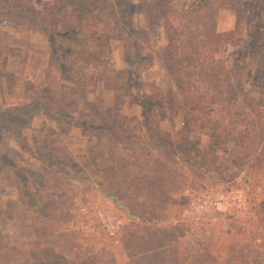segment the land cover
I'll use <instances>...</instances> for the list:
<instances>
[{
    "label": "trees",
    "instance_id": "trees-1",
    "mask_svg": "<svg viewBox=\"0 0 264 264\" xmlns=\"http://www.w3.org/2000/svg\"><path fill=\"white\" fill-rule=\"evenodd\" d=\"M66 1L71 6L55 0L39 12L34 0H0V24L10 19L26 26L40 25L45 31L49 63L59 74L51 77L48 69L31 105L0 110V184L8 177L14 180L18 197L11 209L16 222L23 233L37 234L26 243L29 259L18 263L8 262L7 248L0 238V264H264V116L260 105H251L255 100L245 96L242 127L238 128L232 111V80L228 69L216 61L223 46L240 30L239 21L234 29L220 31L208 26V20L205 31L196 33L186 19L189 12L175 8L170 0H146L144 4L145 29L138 44L148 46V32L165 25L163 60L179 96L173 108L209 130L210 143L201 144L186 127L170 133L145 116L144 124H138L123 114V100L130 91L116 84L130 78V72L112 66L109 49L114 31L128 26L122 23L132 18L122 0ZM253 3L261 12L260 5ZM59 23L65 27L61 33L55 31ZM54 35L69 41L62 58L58 44L51 39ZM18 54L21 64L16 71L22 72L26 50L0 44V78L5 77L9 90ZM248 63L252 78L259 79L264 54L250 55ZM86 70V82L77 81ZM101 80L113 90L116 105L94 109L102 124L92 125L112 142H117L116 136L122 132L124 156L114 164L103 160L101 166L87 168L96 179L92 185L81 179L84 167L52 133L43 137L34 153L43 171L26 174L19 170L4 137L29 126L34 115L72 121V107H81L85 93L92 92ZM135 101L145 110L147 103L167 105L170 100L162 93L139 91ZM107 126L112 128L110 133H106ZM223 135L239 139L228 155L219 156L214 145ZM19 141L23 143V139ZM250 144L256 145L253 151ZM229 184L243 192L244 216L226 225L220 223L219 228L213 226L206 239L193 237L181 217L191 203V194L197 186L230 188ZM96 185L101 187L100 194ZM86 194L108 198L126 216L121 242L104 227H81L75 211L79 201L86 208L81 217L92 215ZM196 248L206 258L191 263Z\"/></svg>",
    "mask_w": 264,
    "mask_h": 264
},
{
    "label": "rangeland",
    "instance_id": "rangeland-1",
    "mask_svg": "<svg viewBox=\"0 0 264 264\" xmlns=\"http://www.w3.org/2000/svg\"><path fill=\"white\" fill-rule=\"evenodd\" d=\"M54 1L34 0V6L41 12ZM62 1L71 6L70 2ZM254 1L260 5L261 12L254 5ZM145 2L146 0H122L123 6L132 13L131 21L125 20L124 24L121 22L122 25L127 24L129 28L124 26L121 31L115 30L109 39L112 66L115 69L130 72V78L124 79L121 85L116 84L117 87H124L130 91V95L123 100V114L138 124H144L145 116L160 130L170 133L186 127L199 143L209 144L211 137L207 128H200L192 120L186 119L182 113L174 111L173 106L179 96L163 60V52L167 44L165 25L161 23L148 32V46L138 44V39L142 37L141 32L145 29L143 13ZM170 2L175 8L189 12L186 19L193 24L192 28L196 33L205 31L207 28L205 23L208 20L211 21L208 26H215L220 31L234 29L236 21H239L240 30H237L236 36L223 46L221 52L217 54L216 61L228 69L232 80V111L238 118L236 119L238 128L242 127L240 113L245 110V96L255 100L250 101L251 105H260L264 116V71L259 72V79H253L254 73L250 71L251 67L248 63L250 55L264 54V0H170ZM39 26H26L24 23L10 19L0 24V44L26 50L22 72L16 71L21 64V54L14 58L11 90L8 89L5 77L0 78V110L31 105L49 68L52 70L51 77L59 76L56 66L49 63L51 56L48 40L45 31L39 29ZM64 28L59 23L55 31L61 33ZM51 39L58 44V56L62 58L69 41L57 35ZM89 71L82 72L81 78H77V81L86 82L85 78L89 76ZM125 81L128 84H125ZM66 83L72 85L70 82ZM75 87L78 88L77 84ZM139 91L146 94L162 93L170 101L167 105L147 103L143 110L135 101ZM113 105H116L113 90L101 80L96 82L92 92L85 93L81 107L77 105L72 107L69 112L72 121H55L45 115L30 117L29 126L22 129L16 128L13 132L14 136L4 137L15 166L26 174L43 171V165L34 157V153H37L35 149L46 134L55 133L63 141L71 157L81 163V168L84 167L80 175L81 179L95 185L96 179L91 174L92 170L87 168L91 169V165L101 166L103 160L114 164L124 156L125 152L122 142L125 136L122 132L116 136L118 141L112 142L107 134L99 128L95 129L92 125L93 123L102 124L99 114L94 109L102 110ZM110 129L112 128L107 126L106 133L107 131L110 133ZM19 139H23V143ZM238 139L239 137L234 135H223L215 143L214 150L217 155L226 156ZM255 147L256 145L250 144V151H253ZM67 170L72 173L71 169L67 168ZM7 179L6 183L0 184V238L7 248L8 262L18 263L29 259L30 248L26 243L34 240L37 234L23 233L19 228L16 214L11 209L12 203L18 197V188L14 180H10L9 177ZM229 186L231 187L197 186L191 194V203L181 217L193 237L199 236L206 239L213 226L219 228L220 223L226 225L227 222H235L239 216H244L243 192L236 190L233 184ZM261 187L264 188V184ZM96 189L100 194L101 187L96 185ZM85 198L92 215L81 217L80 213L83 214L86 208L81 206L82 201L80 202L79 199L80 204L75 211L78 213L76 218L78 221L81 220V227L87 230L98 226L104 227L107 231L114 233V238L121 242V231L127 222L126 216L120 213L108 198L96 197L95 194H86ZM193 241L196 242L195 238ZM142 247L145 246L142 244ZM199 250L196 248L192 253L189 259L191 263L206 258V255Z\"/></svg>",
    "mask_w": 264,
    "mask_h": 264
}]
</instances>
